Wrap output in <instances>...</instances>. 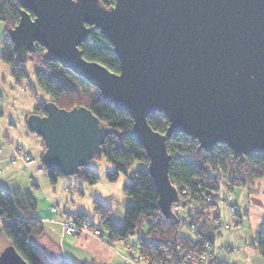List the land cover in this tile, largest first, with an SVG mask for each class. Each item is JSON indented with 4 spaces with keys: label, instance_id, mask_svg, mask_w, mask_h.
<instances>
[{
    "label": "water",
    "instance_id": "95a60500",
    "mask_svg": "<svg viewBox=\"0 0 264 264\" xmlns=\"http://www.w3.org/2000/svg\"><path fill=\"white\" fill-rule=\"evenodd\" d=\"M17 1L21 17L10 31L17 59L43 46L46 60L133 118L131 134L146 150L168 219H177L171 207L179 201L169 175L173 134L207 152L225 145L237 162L264 157V0H115L111 7L101 0ZM93 29L111 41L119 73L84 58L80 47ZM44 109L26 123L45 144V167L65 177L89 166L114 133L85 106L68 110L48 101ZM157 113L168 119L165 133L149 123ZM0 264L28 263L10 244Z\"/></svg>",
    "mask_w": 264,
    "mask_h": 264
},
{
    "label": "trees",
    "instance_id": "16d2710c",
    "mask_svg": "<svg viewBox=\"0 0 264 264\" xmlns=\"http://www.w3.org/2000/svg\"><path fill=\"white\" fill-rule=\"evenodd\" d=\"M101 3L111 7L115 0H101ZM20 17L21 6L17 0H0V24L4 25L0 38V62L9 67L10 75L17 83L29 81L25 89L35 100L38 99V89L47 98L37 103L26 120L31 114L44 115V105L48 101L68 110L87 107L114 131L93 160L105 158L109 161L112 168L106 172V176L111 182L117 181L121 174L126 176L122 189L131 203L125 207L122 224H116L111 219L110 207L97 199L94 200L97 219L82 213L69 216L79 226L84 220H93L103 234H108L111 243L137 234V245L141 252L167 259L171 264H178L187 252L200 250L206 244L214 247V240L225 227L220 215V205L227 204L223 193L248 187L264 179V157L254 153L237 162L232 150L225 145L218 144L207 152L200 148L197 140L183 133L173 134L167 142L171 155L169 175L179 193L177 204L182 213L186 211L184 214L177 213V219H168L159 208V192L148 170L146 150L131 134L133 118L114 104L105 102L99 90L82 91L71 71L58 62L44 58L46 49L43 46L37 44L26 61H19L10 31L19 23ZM80 48L85 59L100 62L112 72H120V61L113 53L111 41L98 29L91 31ZM28 64L33 69L34 83L26 69ZM149 123L160 133H165L169 125L167 117L158 113L149 116ZM43 146L45 150L44 143ZM135 160L141 166L128 171L127 168ZM43 169L51 183L65 177L58 171L48 170L44 164ZM74 176L90 185L99 181V175L91 165L82 167ZM37 207V200L31 192L0 188L1 231L28 264H71L49 260L33 243V239L44 232ZM250 246L264 258V221Z\"/></svg>",
    "mask_w": 264,
    "mask_h": 264
},
{
    "label": "crops",
    "instance_id": "0c3cea01",
    "mask_svg": "<svg viewBox=\"0 0 264 264\" xmlns=\"http://www.w3.org/2000/svg\"><path fill=\"white\" fill-rule=\"evenodd\" d=\"M3 32L4 25L0 24V34ZM0 97V188L19 189L35 196L44 232L33 239V243L53 262L131 264L123 254L127 252V246L133 248L132 253H137L138 245L128 244V238L111 243L106 232L100 238L86 233L68 235L63 232V223L71 214L82 213L97 219L95 199L110 207L111 219L122 224L125 207L131 203L122 189L126 176L121 174L117 181H109L106 172L112 165L100 158L90 164L99 175L96 184L90 185L76 176L60 177L56 183H51L42 164L43 140L26 123L27 115L45 95L38 91V99L32 98L25 91L24 83H17L11 77L9 67L0 62ZM231 193L235 196L232 202L236 214L230 215L227 204L220 205L225 227L214 240L217 256L232 264H264V258L250 246L264 221V179L248 187L235 188ZM227 194L226 191L223 196ZM8 245L10 242L0 224V253Z\"/></svg>",
    "mask_w": 264,
    "mask_h": 264
},
{
    "label": "built area",
    "instance_id": "2783aa9c",
    "mask_svg": "<svg viewBox=\"0 0 264 264\" xmlns=\"http://www.w3.org/2000/svg\"><path fill=\"white\" fill-rule=\"evenodd\" d=\"M227 199V205L229 208L230 215L234 216L236 214V207L233 204V199L235 196L228 192L225 196ZM178 203V202H177ZM177 203H173L172 210L175 214L180 213L181 208ZM229 225H226L228 228ZM193 228V227H191ZM63 232L68 235H77L81 233L89 234L93 237L100 238L103 235L101 228L95 225L94 221L91 219L84 220L79 226L75 223L72 216H68L66 221L63 223ZM128 253L132 252V248L126 247ZM133 255V257H131ZM127 260H131L133 263L142 262L144 264H171L167 259L160 258L148 253H143L141 250L137 249V253L128 254L125 257ZM140 262V263H141ZM178 264H232L222 261L218 258L214 247L211 244H206L200 250H193L187 252L184 257L178 262Z\"/></svg>",
    "mask_w": 264,
    "mask_h": 264
},
{
    "label": "rangeland",
    "instance_id": "374dc122",
    "mask_svg": "<svg viewBox=\"0 0 264 264\" xmlns=\"http://www.w3.org/2000/svg\"><path fill=\"white\" fill-rule=\"evenodd\" d=\"M2 26V25H1ZM3 34V33H2ZM2 34H0V38H1V36H2ZM2 63V62H1ZM4 64V63H3ZM26 69H27V71H28V73L30 74V76H31V78H32V80H31V82L32 83H34V81H35V79H34V75H33V69H32V67L28 64V65H26ZM74 76H75V78H76V80H77V82H78V84H79V87H80V89L82 90V91H94V90H97L98 91V89H96L94 86H92V85H90L88 82H86L84 79H82V80H80L79 78L80 77H78V76H76L75 74H74ZM28 80H25V81H23V83H24V89H25V86H27V84H28ZM25 91L26 92H28L27 91V89H25ZM38 91H39V93H42L43 95H45L40 89H38ZM28 94H29V92H28ZM99 94H100V91H99ZM30 96H31V94H29ZM32 97V96H31ZM33 98V97H32ZM47 100V98H46V95H45V97H44V100L43 101H46ZM1 101H2V99H1V97H0V104H1ZM2 115V112H1V114H0V116ZM44 143V142H43ZM44 147V146H43ZM141 166V163L139 162V161H137V160H135L128 168H127V170L128 171H132V170H134V169H136V168H139ZM186 210H184V212H185ZM184 212L182 213V211H180V213L179 214H184ZM181 233H183L182 231H181ZM137 234H135V235H131L130 237H128V244H131V245H135V246H137L136 244H137ZM134 243V244H133ZM138 248V250H140V248H139V246L137 247ZM137 248H136V250H137ZM133 249V248H132ZM135 250V249H134ZM128 254H132V252L131 253H128V252H126L125 254H123V258L125 259V260H127L125 257L128 255ZM131 257H133V255L131 256ZM129 263H131V264H140V262H138V263H133L131 260H127ZM141 264H144V263H142L141 262Z\"/></svg>",
    "mask_w": 264,
    "mask_h": 264
}]
</instances>
